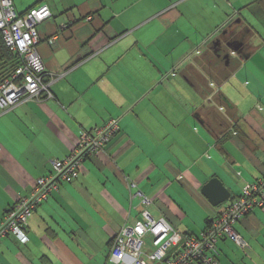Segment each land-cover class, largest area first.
I'll list each match as a JSON object with an SVG mask.
<instances>
[{"label":"crops","instance_id":"crops-1","mask_svg":"<svg viewBox=\"0 0 264 264\" xmlns=\"http://www.w3.org/2000/svg\"><path fill=\"white\" fill-rule=\"evenodd\" d=\"M12 1L18 15L52 12L37 47L52 98L0 110V221L84 131L111 119L120 131L38 208L28 243L3 241L0 264H98L144 210L199 236L222 209L206 184L218 179L232 199L264 178V0ZM136 189L151 206L131 199ZM235 231L246 245L220 240L219 261L264 264V209Z\"/></svg>","mask_w":264,"mask_h":264},{"label":"built area","instance_id":"built-area-1","mask_svg":"<svg viewBox=\"0 0 264 264\" xmlns=\"http://www.w3.org/2000/svg\"><path fill=\"white\" fill-rule=\"evenodd\" d=\"M51 17L47 5L18 15L12 0H0V37L6 48L20 60L13 76L0 82L1 112L28 100H39L43 95L52 98L51 80L47 81L50 74H47L37 49L41 41L38 27ZM119 131L118 119L84 131L71 154L52 163L54 173L39 179L32 194L4 215L0 222V243L9 236H15L22 244L28 243L26 227L36 206L58 191L62 184L75 182L85 160L101 153ZM127 183L130 191L137 188L134 182L127 180ZM135 198L144 207L153 203L140 191L132 194L131 199ZM256 209H264V178L247 184L239 196L232 198L217 216L211 218L199 236L184 235L165 218L157 219L144 210L141 220L125 225L115 236L107 264H222L217 258L218 242L230 238L239 245H246L235 226Z\"/></svg>","mask_w":264,"mask_h":264},{"label":"trees","instance_id":"trees-1","mask_svg":"<svg viewBox=\"0 0 264 264\" xmlns=\"http://www.w3.org/2000/svg\"><path fill=\"white\" fill-rule=\"evenodd\" d=\"M19 65H20V60H19L18 56L15 55L13 52H11L9 49L6 48V46L4 45V43H3V41H2V39H1V37H0V82L6 80V79H8V78H11V77L13 76L15 70L17 69V67H18ZM88 159H89V158H88ZM88 159H86V160H88ZM86 160H85V161H86ZM83 164H84V163H83ZM80 174H81V173H80ZM45 177H47V176H45ZM40 179H41V178H40ZM38 180H39V179H38ZM77 180H78V179H77ZM77 180H76V181H77ZM33 190H34V189H33ZM32 192H33V191H32ZM32 192H31V194H32ZM55 192H56V191H55ZM55 192H53V193L49 196V198H50ZM31 194H30V195H31ZM49 198H48L46 201H44V202H42V203H40V204H38V205L36 206L35 210L33 211L31 217H30L29 220H28L27 227H28V224H29L30 219L33 217V215H34L35 212L38 210V208H39L43 203L47 202V201L49 200ZM3 219H4V217H3ZM3 219H2L1 221H3ZM210 220H211V219H209V220L207 221V224H209ZM1 221H0V222H1ZM27 227H26V229H27ZM7 238H8V237H7ZM7 238H5V239H7ZM5 239H4V240H5ZM4 240H3V241H4ZM3 241L0 243V245L3 243Z\"/></svg>","mask_w":264,"mask_h":264},{"label":"water","instance_id":"water-1","mask_svg":"<svg viewBox=\"0 0 264 264\" xmlns=\"http://www.w3.org/2000/svg\"><path fill=\"white\" fill-rule=\"evenodd\" d=\"M236 44L235 42L225 41V45L229 49H233ZM202 194L213 207L220 206L231 199V193L218 179H212L206 184L202 189Z\"/></svg>","mask_w":264,"mask_h":264},{"label":"rangeland","instance_id":"rangeland-1","mask_svg":"<svg viewBox=\"0 0 264 264\" xmlns=\"http://www.w3.org/2000/svg\"><path fill=\"white\" fill-rule=\"evenodd\" d=\"M213 41H214V38L209 42V45L211 46V44L213 43ZM128 188V187H127ZM128 191H130L129 189H127ZM135 191H138V189H136V190H134L133 192H135ZM130 193V192H129ZM138 202H139V200H138ZM191 203V201L188 203V204H190ZM227 204V203H226ZM225 206V204H221L220 206H217V207H213V208H217V209H221V208H223ZM188 208V211H185L186 210V207L184 206V211L183 212H189L191 215H195L196 214V212H195V210L193 209V208H191V207H187ZM222 210V209H221ZM152 214L155 216V217H160V215L162 214L161 212L159 213H157L156 211H152ZM204 221H205V219H204ZM184 221L182 220V224H183V226H185L186 227V225H187V221L186 222H184ZM182 225H181V223H180V225H179V227H178V229H180L181 231H183L184 230V227H183ZM108 253H109V249H105V250H102V253H101V257L100 258H104L103 260L105 261V264L107 263V260H108V258L105 260V258H106V256L108 255ZM104 255H105V257H104ZM103 260H101V261H99V263L98 264H104V262H103Z\"/></svg>","mask_w":264,"mask_h":264},{"label":"flooded vegetation","instance_id":"flooded-vegetation-1","mask_svg":"<svg viewBox=\"0 0 264 264\" xmlns=\"http://www.w3.org/2000/svg\"><path fill=\"white\" fill-rule=\"evenodd\" d=\"M219 45V44H218Z\"/></svg>","mask_w":264,"mask_h":264}]
</instances>
